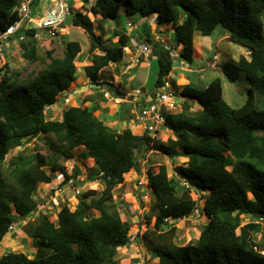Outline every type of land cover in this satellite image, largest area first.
<instances>
[{
  "label": "trees",
  "instance_id": "obj_1",
  "mask_svg": "<svg viewBox=\"0 0 264 264\" xmlns=\"http://www.w3.org/2000/svg\"><path fill=\"white\" fill-rule=\"evenodd\" d=\"M40 1L43 0H35L32 6L38 14L56 12L53 0H47L43 7ZM21 2L0 0V34L19 20L17 7ZM82 2L89 5L94 17H100L99 21L115 19L121 7L126 15H155L157 24L170 25L174 48L182 46L178 58L188 64L193 62L195 34L210 36L216 27H222L227 31V40L248 53L247 58L240 56L221 67L229 82H235L241 74L245 76L250 86L247 100L239 108L228 105L219 78L212 79L203 89L187 85L180 94L197 100L201 110L190 112V104L184 102L179 112L166 114L164 127L175 139L160 141L147 133L136 135L131 129L118 130L103 122L95 114L96 106L88 107L97 100L106 101L99 91L88 94L79 106H67L60 120L47 118V108L57 104L63 94L66 96L75 81V62L81 61V46L76 41L67 43L59 57L47 52L49 62L24 82L10 83L0 78V243L7 237L9 226L38 210L41 203L36 191L41 185L50 184L56 173L62 175L63 185L79 174L78 167L68 173L60 164L61 159L74 160L77 152L83 151L104 184L100 193H83L74 210L63 206L55 215L56 224L45 213L35 229L26 231L37 244L51 250L47 256L32 258L29 253L8 252L0 256V264H119L116 256L119 249L129 244L132 224L122 220L110 204L113 190L124 182L125 174L132 170L141 174L137 156L142 150L171 160L178 156L187 158L174 168L179 181L169 177L170 168L166 165L158 166L157 172H146L155 213L147 248L156 255V264H264V246L252 237L260 231L258 221L264 218V0ZM71 22L90 41L91 65L83 68L84 76L90 83H100L98 72L121 61L130 36L115 32L118 41L105 46L101 36L96 35L98 23L82 10L74 12ZM39 31L22 27L17 33L24 37L18 41L19 47L30 62L36 60L34 36ZM152 46V56L158 64L155 88L162 90L173 69L171 51L159 42ZM96 50L103 54H95ZM3 70H8L7 65L0 73ZM40 136L47 138L45 146L50 154H18L3 167L11 148ZM4 169L15 183L13 189L3 179ZM193 189L198 194L205 193L201 199L207 222L195 242L178 244L175 222L196 208L197 203L191 198ZM92 211L99 215L91 216ZM242 215H249L256 222L242 225ZM149 234L141 236L146 238Z\"/></svg>",
  "mask_w": 264,
  "mask_h": 264
},
{
  "label": "rangeland",
  "instance_id": "obj_2",
  "mask_svg": "<svg viewBox=\"0 0 264 264\" xmlns=\"http://www.w3.org/2000/svg\"><path fill=\"white\" fill-rule=\"evenodd\" d=\"M67 3L72 6V14H74L75 11L82 10L85 14H87L90 20H96L98 23L95 27L96 35L101 36L105 46H109L111 42L116 43L118 41L119 37L114 34L115 32L125 33L126 35L128 34L130 36V42L128 46L130 51L133 53L134 50L139 49L138 59L142 60L145 57L144 61L148 64L146 67H141L138 63H136V67H132L126 73H123V69L121 67L122 65L115 64L106 67V69L103 70L101 74L103 79H112V75L118 76V83L120 85L119 91L129 92L132 89L141 88L147 93L145 100L149 99L152 102L155 101L157 95L164 92L155 88L158 64L156 58L152 56V50H154L152 45L157 43V41H160L159 43L162 42L163 47L170 49L171 51L170 57L173 60V69L170 75L172 80L179 75L188 78L190 77L191 85H194L195 88L203 89L202 86H206L209 80L220 77L223 88V99L228 105L233 108H239L246 102L250 86L245 76L241 74L240 77L232 83L227 81L220 71L223 64L229 61H237L239 57L244 56L247 51L240 45L229 42L227 38H224V36L227 35V31L222 27H216L210 36H200L195 34V40L204 38L205 41L201 45H196L193 62L191 64L181 63L178 58V51L180 48H174V36L173 32L170 33V25L165 24L167 27H163L164 25L157 24L154 17L155 15L151 17H141L140 15L136 14L126 15L124 10L121 9L115 19L99 21L100 17H94L89 12V5L82 2V0H67ZM71 18L72 17H67L65 19L63 26L68 29L61 31L60 36L57 38L50 37V35L43 30L39 31V37L36 38V60L33 62L25 60V54L21 51L18 40L13 37L11 42L5 47V50L0 53V69H4V65H7L8 67V70L1 71L0 78H6L10 83L12 80H14L16 83L26 81L29 76L36 73L46 63L49 62V58L46 55L47 52H53V57H59L62 55L67 43L72 41H76L80 44L82 53L80 57H82V55H84V57L86 54L88 55L90 41L82 29L72 25ZM128 24H130L132 28H130ZM156 37L159 39L153 40ZM146 40H150L152 43L147 42ZM50 41H52V43H49ZM148 44L151 46L149 53H142L140 48H142L143 45ZM138 45H140V47H138ZM124 53H127V51L125 52V49ZM95 54L101 55L103 52L96 50ZM150 56L151 58H149ZM214 57L217 58L216 67L212 69L210 68V64L212 63ZM122 61L123 59H121L120 62ZM75 65L78 68L75 75L76 81H74L67 90V100L64 97L65 94H63L57 104L48 107L46 110V116L50 120H60L62 111L64 109L68 108L69 106H79L82 103L83 98L89 96L87 95L89 94L87 91H89L91 94L98 91L89 89L83 91V95L70 93L72 91L71 89L75 88L77 90L80 88V83L87 81L83 71V67L85 65L83 66L82 61L75 62ZM89 65H91V63H89ZM116 67H119L117 71H115L117 69ZM183 68L189 69L191 72H184ZM201 69L203 70L201 71ZM131 75H133V78L129 79ZM176 82L178 83L177 80ZM168 84L170 87L169 91H174L177 93V95H179L181 100H183V96L179 93V88L183 89L185 85L177 87L171 83L169 78ZM135 98V101L127 100L126 103H123L125 100L114 98V96L111 95L110 101L114 100V104L122 103L121 105H113L109 109V111L112 110L113 114L111 115L112 119L108 118L107 120L116 122V125H114L113 128L118 130H122L124 128L133 129V134L136 135L144 133L142 128L139 130L140 128L138 121L128 123L129 112H136V114H138V109L135 107V103L138 102L137 94ZM185 102L190 104V112L201 110V106L198 104L197 100L189 98L187 101L185 99ZM90 106L91 105L88 104L89 108L93 107V105L92 107ZM175 106L176 107L174 111L179 112L181 110V108H179L180 105L177 104ZM160 109L161 107L157 108L158 111ZM168 110L171 109H169L167 106L162 107L163 112ZM105 120L106 119H102L103 122H105ZM122 122H127L128 124L121 125ZM106 124L112 125V123ZM158 136L160 141H166L168 138L175 139L170 130H166L163 132V135L160 133ZM46 139V137L40 136L38 138L21 141L20 146L10 149L5 161L3 162V167H6L8 160L12 156L18 154L29 156L31 154H35L37 151L43 156L50 154V152L46 150ZM177 151L179 153L181 152V150ZM137 158L140 163L141 174L136 173L133 170L125 174L124 182L121 185L115 187L113 190V202L110 204V207L115 208L119 212L122 220L127 219L128 222L132 224L129 231L131 240L124 248L118 250L116 259L119 264H156V255L153 253L152 249L147 248V242H149L152 238L149 233L152 231L155 213L152 210L154 196L151 189L147 186L146 172L148 169L152 170L153 172H157L158 166L166 165L170 168L169 177L179 181L176 173L174 172V168L184 164L187 161V158L178 156L172 159L173 161H171V159L160 153L145 152V150H142L138 154ZM60 164L65 166L68 173H71L76 167H78L79 174L64 185L57 184L54 187V190H52V186L56 184L55 182L52 185H41L36 191V198L38 199L39 203H41L39 206V212L34 213L33 215L31 214L32 216L29 215V217L24 220H17L15 224L18 225V228H20L18 232L22 231V227L26 231L35 229V227L40 222L41 215H43L44 212H46V215L49 216V220L56 224L57 222L55 220V215L63 206L66 205L70 208V210H74L78 203V199H80L83 193L87 191H96L100 193L104 189V184L99 176H97L96 169L92 165V161L85 157L83 151L77 152L74 160L64 161L61 159ZM48 173L50 174V172ZM2 174L5 183L10 189H13L15 183L10 178V176H7L6 169L2 171ZM60 181L62 182L63 178H61ZM139 182H142L143 184L139 185ZM58 190H60V192ZM75 191H79L80 194L76 195ZM201 195H205V193L198 194L191 190V198L197 203V206L194 209L196 212H192L190 216L175 222L177 227L176 242L178 244L186 245L188 243L195 242L200 230L207 222V218L202 212L204 200L201 199ZM98 215L99 213L96 211L91 212V216ZM13 218L15 217L13 216ZM240 219L242 225L256 222V219L249 215H242ZM25 223L26 225H24ZM258 223L260 226V231L258 233H253L252 237L256 242H259L264 246V218L258 221ZM16 231L17 229L13 232H10L8 237L10 240H13ZM143 233H148L149 235L144 238L141 236ZM6 240L9 241V239ZM6 240L0 244V256L8 252H15V250L17 252L20 250V252L29 253L28 249L31 245L27 244L28 242L25 241V239L24 242L19 240H16V242L13 240L12 242V245H21L23 249H18L19 247L12 246L9 247V243H7ZM32 241L34 242V246L32 248L34 252L31 251V253H29L32 258L36 256L44 257L51 252L49 248L37 245V241L35 239H32ZM142 249L145 250L144 257ZM39 250L40 253L37 255Z\"/></svg>",
  "mask_w": 264,
  "mask_h": 264
},
{
  "label": "built area",
  "instance_id": "obj_3",
  "mask_svg": "<svg viewBox=\"0 0 264 264\" xmlns=\"http://www.w3.org/2000/svg\"><path fill=\"white\" fill-rule=\"evenodd\" d=\"M35 0H22L17 7L19 20L13 25L9 26L4 32L0 34V53L5 45L11 42L12 37H16L18 41L24 39L23 35H18V31L23 27L24 30L39 29L46 31L50 37L57 38L61 31L66 30L64 28V22L67 17L72 16V6L67 3V0H53L56 6V12H49L45 15H40L37 11L32 9L33 2ZM131 27L130 24H128ZM38 38V35L34 36ZM143 53H149V45H145L141 50ZM217 58L214 57L210 68H215ZM164 92L157 95L154 102L149 101L148 104L140 107V112L137 116L144 132L151 134L153 137L157 134L158 130H161L165 124L166 114L175 113L176 95L169 89L163 90ZM107 97V94H105ZM167 106L169 109L166 112L162 111V107ZM161 107V111L157 108ZM139 182V185H142ZM75 194H80L79 191H75ZM196 212V211H195ZM166 221H169L166 219ZM13 230V226L9 227V231Z\"/></svg>",
  "mask_w": 264,
  "mask_h": 264
},
{
  "label": "crops",
  "instance_id": "obj_4",
  "mask_svg": "<svg viewBox=\"0 0 264 264\" xmlns=\"http://www.w3.org/2000/svg\"><path fill=\"white\" fill-rule=\"evenodd\" d=\"M48 3V1L47 0H43V1H40L39 2V4H41L40 6H42V5H46ZM43 7V6H42ZM121 9H123L124 10V12H125V8L124 7H121L120 8V10H119V12L121 11ZM44 14H47V12L45 11V13ZM119 14V13H118ZM155 17V16H154ZM167 27V25H164L163 27ZM169 30H170V33L172 32V30H171V28H170V26H169ZM128 35V34H127ZM224 38H227V35L226 36H224ZM159 38L158 37H156V38H154L153 40H158ZM205 41V39L203 38V39H198V40H195V37H194V44H193V47H194V52H195V50H196V45H201V44H203V42ZM158 42V41H157ZM160 42V41H159ZM51 43H52V41H51ZM53 43H55V42H53ZM162 43V42H161ZM138 47H140V45H138ZM182 46H179L178 48H181ZM141 49V48H140ZM89 50V49H88ZM127 51V53H124V57L122 58L123 59V61L122 62H118V63H113V64H110L109 66H111V65H115V64H121L122 66V69H123V73H126L130 68H132V67H136V63H138L139 64V66H141V67H146V66H148V64H147V62H145L144 60H145V57L142 59V60H139L138 59V53H139V49H137V50H134L133 51V53L130 51V49L129 48H126L125 49V52ZM82 54V53H81ZM246 58L248 57V53H246L245 55H244ZM193 57H194V53H193ZM149 58H151V56L149 57ZM81 61H82V64H83V66L85 65H89V63H90V54H86V56L84 57V55H82V57H81ZM182 63V62H181ZM124 64H126V65H124ZM84 66V67H85ZM109 66H107V67H109ZM83 67V68H84ZM115 67V66H114ZM117 69L115 70V71H117L118 69H119V67H116ZM104 69H106V67L105 68H103L102 70H100L99 72H98V79H99V82L100 83H108V84H113V86H115L118 90H119V83H118V76H113L112 74V79H103L102 78V76H101V74H102V72H103V70ZM213 69V68H212ZM203 69H201V71H202ZM183 71L184 72H191V70H189V69H186V68H183ZM221 72V71H220ZM222 73V72H221ZM170 75V74H169ZM86 78V77H85ZM133 78V75H131V77H129V79H132ZM168 78L170 79V81H171V83L172 84H174L175 86H183V85H185V86H187V85H189V86H192V87H195L194 85H191V78L189 77H184V76H182V75H179L178 77H175L173 80H172V78H171V75L170 76H168ZM168 78H167V81H168ZM219 79H221L220 77H218ZM87 79V81L86 82H82V83H80V88L81 87H83V86H87L89 83H90V79L89 78H86ZM176 80L178 81V83L176 82ZM76 81V80H75ZM211 80H209L208 82H207V84L210 82ZM78 82V81H77ZM86 83V84H85ZM206 84V85H207ZM118 86V87H117ZM165 87L166 88H168V89H170V87H169V84H168V82H166V84H165ZM203 88L205 87V86H202ZM72 91L70 92L71 94L72 93H74V91L76 90L75 88L74 89H71ZM142 91L141 93L142 94H140V96L141 97H144V93H145V96H147V93H146V91L144 90V89H141V88H136V89H132L131 91H129V92H126V91H120L121 93H123L125 96H126V98H128L130 95H132V96H134L133 97V100H131V101H135V96H136V93H137V91ZM181 90H182V88H179V93L181 92ZM99 92H102V94L104 93L102 90H98ZM68 93V92H67ZM109 93V92H108ZM91 93L89 92V95H90ZM95 93H92L91 95H94ZM97 94H99V93H97ZM88 95V94H87ZM86 95V96H87ZM100 97L102 96V95H99ZM84 99V98H83ZM110 99H111V96H109V98L108 99H105L106 101L105 102H103V101H100V100H97L96 101V103H91V104H89V105H91L90 107H92V105H93V107L94 106H96V108H97V111L95 112V114L102 120V119H106L105 120V122L106 123H112V125H109L108 124V126H110L111 128H113V126L114 125H116V122H112V120H107L108 118L110 119H112V110L111 111H109V109L113 106V105H121L122 103H115L114 104V100H111L110 101ZM141 99H143V98H139V97H137V101L138 102H140L141 101ZM176 100L177 99H179L180 101H181V99L180 98H178V97H176L175 98ZM107 100H109V101H107ZM116 100V99H115ZM126 101L127 100H125V102H123V103H126ZM143 101H147V100H143ZM142 101V102H143ZM178 101V100H177ZM83 102V101H82ZM180 103V102H179ZM82 104V103H81ZM180 104H182V103H180ZM137 105L139 106V103H137ZM137 105H135V107H136V109H138V107H137ZM95 108V109H96ZM179 108H181L180 106H179ZM178 108V109H179ZM138 112H139V109H138ZM137 115L138 114H136V112H133V113H130L129 112V117H128V123L129 122H133V121H137V119H136V117H137ZM134 119V120H133ZM109 121V122H108ZM127 122H122L121 123V125H127L128 124ZM139 130H141V125H140V123H139ZM125 129V128H124ZM132 130V132H134L133 131V129H131ZM136 132V131H135ZM61 178H63L62 177V175H60V174H58V173H56L55 175H54V179H52V182L50 183L51 185L55 182L56 184L55 185H53L52 187H55L57 184H59L61 181ZM45 185H47V184H45ZM57 195V194H56ZM44 213H46V212H44ZM32 216V215H31ZM29 217V216H28ZM24 225H26V223L24 224ZM15 226L16 227H14V230L13 231H15L16 229H17V231H16V234H15V237L13 238V240L16 242V240H19V241H22V242H24V239H25V241H27L28 243L27 244H29V245H31V246H29L30 248L28 249V251H29V253H31V251H33L32 250V248H33V246H34V242L32 241V239L33 238H31V237H29V235L26 233V230L22 227L21 229H22V231L21 232H18V230H20V228H18V225H16L15 224ZM12 231V232H13ZM9 235H10V233L7 235V237L3 240V241H5L6 239H9V241H7V243H9V247L10 246H12V247H19L18 249H23V247L20 245V246H16V245H12V242H13V240H10V238H8L9 237ZM3 241L0 243V244H2L3 243ZM37 241V240H36ZM26 243V242H25ZM5 244V243H4ZM37 245H39V244H37ZM0 247H1V245H0ZM25 249V248H24ZM16 251V250H15ZM19 252H20V250H18ZM22 251V250H21ZM34 252V251H33ZM37 253H40V250L37 252ZM29 255V257H31L30 256V254H28Z\"/></svg>",
  "mask_w": 264,
  "mask_h": 264
},
{
  "label": "clouds",
  "instance_id": "obj_5",
  "mask_svg": "<svg viewBox=\"0 0 264 264\" xmlns=\"http://www.w3.org/2000/svg\"><path fill=\"white\" fill-rule=\"evenodd\" d=\"M72 15H73V14H72ZM71 17H72V16H71ZM64 28H65L66 30L68 29V28H66L65 26H64ZM130 28H132V26H131ZM59 36H60V35H59ZM59 36H58V37H59ZM38 37H39V36H38ZM148 45H149V44H148ZM143 46H145V45H143ZM143 46H142V47H143ZM150 48H151V46L149 45V51H150ZM141 50H142V48H141ZM141 52H142V51H141ZM142 53H143V52H142ZM144 54H146V53H144ZM181 62H182V63H186V62H184V61H181ZM215 67H216V66H215ZM213 69H214V68H213ZM167 78H168V77H167ZM167 78H166V82H168V81H167ZM89 84H90V83H89ZM165 84H166V83H165ZM111 85H112V84H111ZM112 86H113V85H112ZM164 89H168V88H166L165 85H164V88L162 89V91H163ZM92 90H93V89H92ZM169 90H170V89H169ZM102 91L104 92V93H103V96H104L105 99H108L109 96L112 95L109 91H105V90H102ZM108 92H109V93H108ZM141 92H142V91H139V90H138L137 93H136V94H137V97H139V98H143V99H141L140 102H136V103H135V105H137V103H139V106L137 105V107H138V109H139V112H140V107H141V106H144V105H146V104H148L149 101H150L149 99H147L146 102L143 101V100L146 99V96H145V93H144V97H141V96H140V94H142ZM173 92H174V91H173ZM174 93H175V92H174ZM105 94H107V97L105 96ZM110 94H111V95H110ZM175 95H176V97L180 98L179 95H177V93H175ZM113 96H114V95H113ZM65 98H66V100H67L68 96H67V97L65 96ZM114 98H116V97L114 96ZM180 99H181V98H180ZM185 99H186V98L183 97L184 102H185ZM68 100H69V99H68ZM132 100H133V99H132ZM142 101H143V102H142ZM186 101H187V99H186ZM176 102H177V104L180 105V107H181V105L184 103V102H183L182 104H180L179 101H177V100H176ZM69 103H70V102H69ZM139 112H138V114H139ZM175 113H176V112H175ZM137 116H138V115H137ZM136 119H137V117H136ZM137 121H138V119H137ZM166 130H167V129H165V127L163 126L161 130H158L157 134H156L154 137H155V138H159L158 135H159L160 133L163 135V132L166 131ZM144 133H146V132H144ZM147 134H148V133H147ZM139 135H140V134H139ZM148 135H150L151 137H153L151 134H148ZM146 180H147V179H146ZM59 184H60V183H59ZM147 186H148V184H147ZM52 190H54V187H52ZM58 191L60 192V190H58ZM39 206H40V205H39ZM195 211H196V210H194L193 213H194ZM37 212H39V207H38V210H37L35 213H37ZM33 214H34V213H33ZM33 214H32V215H33ZM44 214H45V213H44ZM191 214H192V213H191ZM189 216H190V215H189ZM25 219H26V218H25ZM169 222H170V221H169ZM11 226H13V230H14L15 223H13ZM9 227H10V226H9ZM13 230H12V231H13ZM12 231H9V228H8V234H9L10 232H12Z\"/></svg>",
  "mask_w": 264,
  "mask_h": 264
},
{
  "label": "water",
  "instance_id": "obj_6",
  "mask_svg": "<svg viewBox=\"0 0 264 264\" xmlns=\"http://www.w3.org/2000/svg\"><path fill=\"white\" fill-rule=\"evenodd\" d=\"M89 89L109 91L116 98L122 99V100H132L134 97V96H129L128 98H126V96L123 93H121L115 86H112L111 84H108V83H97V84L90 83L87 86H83V87L75 90L74 93L79 95V94H82L83 91H86ZM177 100L180 103L184 102V100H181V101L179 99H177ZM171 161H173V160H171ZM193 190L195 191V189H193ZM142 253H143V257H144L145 256V254H144L145 250L144 249H142Z\"/></svg>",
  "mask_w": 264,
  "mask_h": 264
},
{
  "label": "bare ground",
  "instance_id": "obj_7",
  "mask_svg": "<svg viewBox=\"0 0 264 264\" xmlns=\"http://www.w3.org/2000/svg\"><path fill=\"white\" fill-rule=\"evenodd\" d=\"M65 31V30H64Z\"/></svg>",
  "mask_w": 264,
  "mask_h": 264
}]
</instances>
